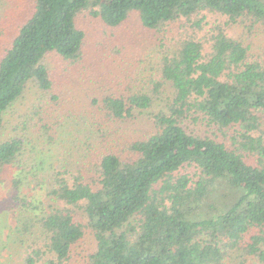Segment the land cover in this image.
I'll use <instances>...</instances> for the list:
<instances>
[{
  "label": "trees",
  "instance_id": "1",
  "mask_svg": "<svg viewBox=\"0 0 264 264\" xmlns=\"http://www.w3.org/2000/svg\"><path fill=\"white\" fill-rule=\"evenodd\" d=\"M86 11L108 27L137 13L146 30L162 34L182 23L192 33L163 57L152 89L102 102L116 121L146 112L153 133L128 152L82 162L71 179L68 170L55 174L46 202L15 194L17 231L39 241L25 264H73L88 234L94 248L85 264H264V59L229 34L240 24L249 32L264 27V0H33L0 58V131L29 85L52 90L48 55L74 63L82 56L77 17ZM211 15L225 21L200 41L196 31ZM43 129L52 141L51 127ZM24 146L21 137L0 143V184Z\"/></svg>",
  "mask_w": 264,
  "mask_h": 264
},
{
  "label": "rangeland",
  "instance_id": "2",
  "mask_svg": "<svg viewBox=\"0 0 264 264\" xmlns=\"http://www.w3.org/2000/svg\"><path fill=\"white\" fill-rule=\"evenodd\" d=\"M32 11L33 0H0V58ZM218 21L225 19L209 16L205 27L197 29V38L206 41V31ZM242 25L229 29L230 36L242 38L251 45L255 59H264V27L257 26L249 32ZM77 26L86 35L82 56L74 63L56 53L48 55L44 65L51 74L52 90L46 93L29 85L5 114L0 143L21 137L25 146L18 163L7 169L0 184V264H25L32 243H39L33 236H21L16 229V193L29 201L46 202L45 188L55 174L68 170L67 178L71 179L82 162L92 164L102 154L128 152L127 145L154 132L146 112L134 120L116 121L101 108L102 102L107 96L128 97L130 89L134 93L152 89L149 82L161 78L163 57L177 49L186 32L192 33L190 26L182 23L170 26L162 34L146 30L137 13L113 28L86 11L77 17ZM161 94L168 95L169 91L162 89ZM161 107L157 104L151 112L156 113ZM44 126L51 127L52 141ZM230 135L226 141L230 142ZM219 137L224 141L221 134ZM90 146L97 151L89 152ZM14 178L21 180L18 187L12 182ZM93 248V236L88 234L76 247L72 263L85 264ZM247 264L262 263L249 258Z\"/></svg>",
  "mask_w": 264,
  "mask_h": 264
}]
</instances>
